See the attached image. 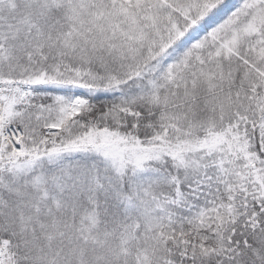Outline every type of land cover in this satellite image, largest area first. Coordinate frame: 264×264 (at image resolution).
Wrapping results in <instances>:
<instances>
[{
    "label": "snow or ice",
    "instance_id": "6c2138e0",
    "mask_svg": "<svg viewBox=\"0 0 264 264\" xmlns=\"http://www.w3.org/2000/svg\"><path fill=\"white\" fill-rule=\"evenodd\" d=\"M0 264H264V0H0Z\"/></svg>",
    "mask_w": 264,
    "mask_h": 264
}]
</instances>
